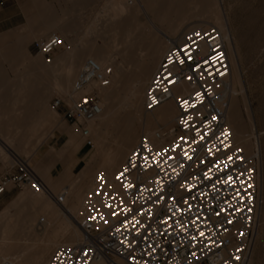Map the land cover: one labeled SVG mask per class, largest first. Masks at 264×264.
<instances>
[{
    "label": "built area",
    "instance_id": "obj_1",
    "mask_svg": "<svg viewBox=\"0 0 264 264\" xmlns=\"http://www.w3.org/2000/svg\"><path fill=\"white\" fill-rule=\"evenodd\" d=\"M32 44L50 63L64 41L52 34ZM112 75L110 67L86 59L73 89L107 88ZM229 77L225 41L214 26L182 33L150 78L143 102L152 112L173 100L171 135L156 132L160 146L141 137L112 182L96 175L81 206V242L57 247L46 264H248L257 230L258 157L246 156L227 125ZM53 108L79 125L101 113L97 90L71 104L56 99ZM85 145L92 147L90 140ZM12 161L0 178V196L10 187L48 192L26 158Z\"/></svg>",
    "mask_w": 264,
    "mask_h": 264
},
{
    "label": "rangeland",
    "instance_id": "obj_2",
    "mask_svg": "<svg viewBox=\"0 0 264 264\" xmlns=\"http://www.w3.org/2000/svg\"><path fill=\"white\" fill-rule=\"evenodd\" d=\"M131 1L135 5L139 4L138 0H12L0 5V175L12 166L13 157L19 156L29 161L43 185V181L53 183L57 194L67 190L76 179H81V175L86 176V182L69 200L68 210L80 208L85 195L92 189L96 175L102 170L103 137L112 132L100 133L97 139L88 134L90 123L79 125L68 121L63 117V108H53V102L59 98L67 104L72 102H67L56 86L53 88L54 81L52 82L50 76L40 79L35 63L39 54L32 43L52 34L63 39V47L51 56V66L55 58L63 53H75L83 44L106 47L109 52L114 53L113 47L117 44L114 40L117 39L118 44H121L119 52L131 51L125 61L117 58V62H122L124 70L133 68L137 61V50L142 49L146 42L138 41L131 45L129 41H121L126 32L134 29L132 21L119 27L115 33L111 24L116 14L119 15L117 18L130 21L127 16ZM175 2L183 4L182 0ZM220 8L227 22L232 54L243 88V94H239L238 88L236 95L241 123L249 135L251 145L255 142L258 146L259 204L257 230L251 254L252 264H264V0H220ZM196 12L199 10L181 8L173 14L172 19L175 22L177 16L179 18L180 15ZM48 15L55 21V26L44 31L43 18ZM134 18L141 26L144 25L142 28L146 27L148 20L144 21L141 13ZM197 20L194 17L190 19L187 23L189 26H183L179 33L193 28ZM69 21L73 23L70 31L67 30ZM167 50H164L163 56ZM163 56L151 71L145 90ZM89 58L91 57L84 58L83 62ZM42 62H45L43 57ZM58 70L52 72V78H63L66 75L64 65H60ZM63 82L59 81L58 85H64ZM145 90L142 98L143 112ZM45 99L47 102L39 108L37 103ZM33 112L36 117L31 119ZM120 118L121 126H129L133 131L139 132L131 150L146 134L140 129L134 115ZM173 125L174 122L171 124L172 128ZM158 130L168 131L159 126L152 129L151 133ZM86 140L91 141L92 147L87 146L82 168L72 174L74 155ZM9 141H12L11 150L8 149ZM130 150L125 153L118 168ZM89 162H94V171L90 175L87 174L90 169ZM56 163L61 164L63 173L57 178H51L49 172ZM46 202L47 199L39 192L18 190L13 200L0 212V243L2 244V238H8L9 240L3 242L12 244L8 250L3 251L6 261L4 264L7 261L11 264H28L33 259L35 252L31 249L28 252L25 250L24 257L12 258L15 248L23 250L17 243L24 240L36 237L40 239L34 245L37 250L48 247L49 251L41 264H46L52 252L68 241L69 235L64 230H54L55 223H59L60 218L52 217L54 205L48 207ZM50 218L53 219L50 221ZM55 241L56 245L53 246Z\"/></svg>",
    "mask_w": 264,
    "mask_h": 264
},
{
    "label": "bare ground",
    "instance_id": "obj_3",
    "mask_svg": "<svg viewBox=\"0 0 264 264\" xmlns=\"http://www.w3.org/2000/svg\"><path fill=\"white\" fill-rule=\"evenodd\" d=\"M175 1L176 0H138V5H135L134 2L131 1L130 12L127 16L130 18V21L124 18H117L119 16L118 14L114 15V19L111 22L113 33L119 30V27L126 26L128 22L131 23L132 21L135 25L134 29L124 34L121 41H129L131 45H134L138 41L146 42V45L142 49L138 48L137 61L136 64L133 65V68L131 67L124 70L122 62L131 54V51L126 50L124 53L119 52L121 44H118V40L115 39L114 43L117 42V44L113 47L114 53L109 52L106 47H91L87 44L81 45L79 50L75 53L71 51L67 54L66 64L64 65L66 75L63 78H52V82L54 81L53 88L56 86L58 88L57 91L64 95L69 103L85 93L97 90L100 99L101 113L94 120L81 124L90 123L88 134L95 136L97 139H99L98 135L100 133L112 132L110 135L103 137L105 140L102 141L103 165L100 171L109 182L113 181L114 172L121 163L125 153L135 144L139 135V132L133 131L129 126H121V116L134 115L140 124V129L146 134L145 138L149 139L154 146H160L163 143V141H156L154 139L156 132L168 133L171 135V124L175 122L177 112L173 100L167 101L152 112H146L145 110L143 112L142 98L148 77L163 56L164 50L169 49L172 45L180 41L182 34L179 33V31H181L183 26H189L187 23L193 17L198 19L194 22L193 28H201L210 25L214 26L225 41V50L230 68L228 94L225 97V99H227V109L225 113L226 122L232 132L234 143L243 149L246 156L249 158L258 156V146L255 142L254 145H251L249 135L245 131L240 119L236 95L238 88L240 91L239 94H243V88L233 58L227 22L221 12L220 0H182L183 4ZM181 8H192L195 9V11L199 10V12L183 14L180 15L179 18L177 16L174 22L172 16H174L173 14L176 11L181 10ZM139 13H141L144 21L148 20V22L145 23V28H142L144 25L141 26L134 18ZM72 27V21L67 22V30H72ZM114 37H116V35ZM130 48L132 49L133 46ZM86 57H91V59L95 60L101 67H110L112 69L113 75L110 80V85L107 88L100 89L93 83L82 92L76 93L74 91V75L76 72L80 71L85 62H83V60ZM117 58H120L122 62L118 63L116 60ZM39 59L42 61V56L40 54ZM50 63L42 62L40 68L52 74V72H57L60 65H62L59 64L58 61H55L51 66L49 65ZM59 81H64V85H58ZM159 126L168 131L163 132L162 130H158L151 133L152 129ZM93 165L94 162H89L90 169L87 171V174L93 173ZM99 167L100 165H98L97 168ZM85 177L81 175L82 180L76 179L77 181H74L67 190H62L58 194L56 193V188L53 183L43 181L48 192H39L40 195H43L47 199L46 206L50 207V205H54V209L51 213L52 217L60 218L59 223H55L54 230L59 231L62 229L69 235V239L64 245L77 244L82 240V232L79 226H77L81 207L68 210L67 205H69V200L72 199L74 193L78 192L82 184L86 182L87 178ZM257 184L259 186V178ZM61 194L64 195L65 198L62 203H59L56 198ZM53 218H50V221ZM5 240L9 239L2 238V244L0 243V264L6 262L3 257V251L8 250V248L11 247L10 245H12L3 242ZM56 241L53 243V246L56 245ZM36 242H40V239L34 237L29 240H24L22 243H17L20 244L19 246L23 250L19 251L15 248V251L12 252V258L24 257L25 250L28 252V250L31 249L35 253L33 259L28 264H41L42 259L49 249L48 247H43L37 250L38 248L34 247ZM7 264L11 263L7 261ZM92 264L104 263L102 261H96ZM248 264H252V254L250 255Z\"/></svg>",
    "mask_w": 264,
    "mask_h": 264
},
{
    "label": "crops",
    "instance_id": "obj_4",
    "mask_svg": "<svg viewBox=\"0 0 264 264\" xmlns=\"http://www.w3.org/2000/svg\"><path fill=\"white\" fill-rule=\"evenodd\" d=\"M7 1H12V0H1L0 5H3ZM43 25H44V31H48L55 26V21L52 19V17L50 15H48L47 17L43 18ZM64 54L65 53H63L61 56L55 58L54 62L58 61L59 64L65 65L68 53L66 55H64ZM35 63H36V72H37L38 76H40V79L44 80V78L46 76H50V78L52 80L51 74H49L47 71H43L42 68H40V66H42V61L39 59V56L35 59ZM50 89H52L51 86H50ZM46 102H47L46 99L43 102L40 101L37 103V106L40 108V106H43L42 104H45ZM35 114L36 113L33 112V114L30 116L31 119L36 117ZM8 144H9L8 149L11 150L12 141H9ZM86 150H87V146L85 144H81V146L76 151V153L74 155L75 164L71 168L72 174H74L76 170H78V169L80 170L82 168V164L84 162L83 159L86 156ZM59 166H61V164L56 163L55 166L53 168H51V170L49 172V176L51 178H57L60 176L61 173H63V167L61 166V169H58ZM1 175H4V174H1ZM1 175H0V178H1ZM17 191H18V189L10 187L5 191V193H3L0 196V212L13 200V198L17 194Z\"/></svg>",
    "mask_w": 264,
    "mask_h": 264
},
{
    "label": "snow or ice",
    "instance_id": "obj_5",
    "mask_svg": "<svg viewBox=\"0 0 264 264\" xmlns=\"http://www.w3.org/2000/svg\"><path fill=\"white\" fill-rule=\"evenodd\" d=\"M185 51H187V49H185ZM188 55H189V58H191V53H188ZM213 59H215V57ZM180 63H184V61L181 60ZM172 82L174 83V81H172ZM154 102H155V100H154ZM229 159H231V157H229ZM125 171H127V169H125ZM205 175H207V174H205ZM117 178L119 179V177H117ZM228 179L231 180V177H228ZM125 187H130V185H125ZM229 223H231V221H229ZM201 235H203V233H201Z\"/></svg>",
    "mask_w": 264,
    "mask_h": 264
}]
</instances>
